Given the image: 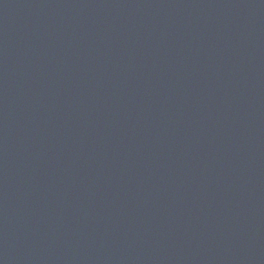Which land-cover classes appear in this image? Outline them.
<instances>
[{
    "label": "water",
    "instance_id": "1",
    "mask_svg": "<svg viewBox=\"0 0 264 264\" xmlns=\"http://www.w3.org/2000/svg\"><path fill=\"white\" fill-rule=\"evenodd\" d=\"M0 264H264V0H0Z\"/></svg>",
    "mask_w": 264,
    "mask_h": 264
}]
</instances>
